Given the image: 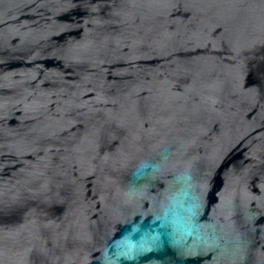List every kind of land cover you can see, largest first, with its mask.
Wrapping results in <instances>:
<instances>
[{
  "label": "water",
  "instance_id": "95a60500",
  "mask_svg": "<svg viewBox=\"0 0 264 264\" xmlns=\"http://www.w3.org/2000/svg\"><path fill=\"white\" fill-rule=\"evenodd\" d=\"M0 264H264V0H0Z\"/></svg>",
  "mask_w": 264,
  "mask_h": 264
}]
</instances>
